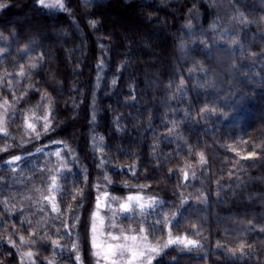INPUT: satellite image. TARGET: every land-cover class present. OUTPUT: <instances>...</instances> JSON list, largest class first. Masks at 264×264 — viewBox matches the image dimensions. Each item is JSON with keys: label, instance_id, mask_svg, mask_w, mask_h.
<instances>
[{"label": "trees", "instance_id": "16d2710c", "mask_svg": "<svg viewBox=\"0 0 264 264\" xmlns=\"http://www.w3.org/2000/svg\"><path fill=\"white\" fill-rule=\"evenodd\" d=\"M0 3V103L11 105L9 136L0 135L9 146L0 152V264H23L21 236L44 241L57 264H76L81 232L88 260L96 185L109 199L140 192L161 202L124 225L143 223L153 241L170 227L198 244L173 245L153 264H264V0H231L243 21L234 46L207 2L192 32L195 0H66L67 12ZM45 94L53 122L37 141L24 116ZM53 175L64 215L42 199ZM165 216L168 227L156 224Z\"/></svg>", "mask_w": 264, "mask_h": 264}, {"label": "snow or ice", "instance_id": "6c2138e0", "mask_svg": "<svg viewBox=\"0 0 264 264\" xmlns=\"http://www.w3.org/2000/svg\"><path fill=\"white\" fill-rule=\"evenodd\" d=\"M37 2L40 6L47 9L55 8L61 11H67L64 5V0H37ZM6 6H7L6 4L0 3V9ZM91 23L93 27L96 26L94 21ZM101 47H103V45H101ZM35 66H36L35 64L30 65L31 68H35ZM102 67H103V60H101L100 64L98 65V68H102ZM18 75L25 76V71L23 66H20V72L18 73ZM113 83H115V81H113ZM41 99L42 101H44L45 104L44 112L41 114V116L37 118L34 110H29V114H26L24 116L23 126L26 129L25 135L30 137L34 135L36 139H39L42 133H47L52 127V121L50 119V117L52 116V111H51L52 102L50 99H48L46 94L42 96ZM9 107H11V105L9 101L5 98L3 102L0 103V108L3 109V112H0V135L4 137L9 136L8 123H7L9 119L8 116ZM37 119L41 121V131H37V123H36ZM53 142L61 143V144L63 143L62 141H53ZM8 147H9L8 145H5L3 148H0V152L7 151ZM65 148H67V145H65ZM229 148L235 151V149L232 148V146H229ZM237 154L239 155V153ZM54 155L56 156L57 159H62L60 151L55 152ZM256 155L257 153L253 151L249 153L247 156H241V159H248ZM21 159L22 157L20 155H15L11 159H9L7 163L9 165H18ZM200 161L201 163L206 162L203 153L200 154ZM66 166H67L66 164L61 165L62 168ZM104 179L108 181V183H111V180L107 175L104 176ZM187 179H188V172L184 171V180L187 181ZM96 187L97 190L100 189V185H96ZM140 187L143 188L144 186L141 185ZM60 191H61V187L57 183V175H53L51 177V182L47 187V192L49 193V195H42V199L50 205L53 212L58 213V215H64L66 214L70 206H66L65 213H60L59 205L56 201V194ZM79 194L82 196L83 195L82 191H80ZM108 195H109L108 193H103L102 195H98L96 197L95 210L93 211L90 217V231L92 234L91 245L94 250L92 254L97 258L96 264H101V261H104L105 264H153V261L156 259V257L160 256L166 249H168L173 245L180 246L182 249H188V250L198 246L196 241L190 240L186 236H173L170 227L168 228L167 236L163 241L155 240V242H152L149 240V229H146L143 226V223L141 224L138 231L131 227H129L127 231L121 228L118 234H113L112 232H108L107 233L108 239L104 241H98L97 229L98 227H102L104 224V218L100 216V213L98 211L101 207L102 200L105 202V207H108L109 210H111L110 208L111 202L115 201L117 202L119 210L121 212L133 213L138 211L141 216H143L145 212H148L149 209L154 210L156 206L159 203H161L160 201H157L154 197L145 198L140 194L128 195L126 198L123 199L112 196L111 201H109ZM73 199H75V196H73ZM113 216H115L114 210H113ZM78 219H79L78 217H75V219L73 220V227L75 226V223L78 222ZM156 224L164 225L165 227H168L169 224L168 218L165 216L162 219L157 220ZM61 227L64 228L65 231H68L66 222L62 223ZM111 227L115 228L116 225L113 223L111 224ZM150 227H151V231L153 232L158 230L153 226ZM68 234L71 235L70 232ZM20 242L27 243L28 241L25 240L23 236H21ZM9 243H11L13 247L16 246V242L11 239H9ZM53 244L57 248L60 247L59 240L53 241ZM241 248H243V246H241ZM71 250L77 252V242L75 241L73 242L71 246ZM22 255L28 257L29 259L33 257V253L31 251L25 252ZM75 259L76 261H80V255L78 252ZM173 259L176 258L173 257ZM49 264H52V262L50 261Z\"/></svg>", "mask_w": 264, "mask_h": 264}, {"label": "rangeland", "instance_id": "374dc122", "mask_svg": "<svg viewBox=\"0 0 264 264\" xmlns=\"http://www.w3.org/2000/svg\"><path fill=\"white\" fill-rule=\"evenodd\" d=\"M81 1L83 3H88L92 0H81ZM159 1H164V0H159ZM195 2H196L195 7L191 11H189V13L187 14V16L185 18V23H186L187 28L192 32L194 26L200 25L202 23L203 10H202L200 5L203 2H207L211 5L212 10L215 12V20L219 23V26L222 27V32H221L222 35L231 38V40H226L225 43L230 44L231 46H234L235 44H237V42L241 36V33H242L243 21L232 10L231 0H195ZM64 5H65V8L67 9V11L70 10V8L68 7V5L66 3V0H64ZM44 9L47 11H61V10L55 9V8L54 9L44 8ZM0 49H4V50L8 49V46L6 45L5 40L2 38H0ZM48 99L51 100L50 97H48ZM51 102H52V100H51ZM44 108H45L44 101H42V99H40L36 103L35 108H34V111H35L37 118H39L41 116V114L44 112ZM53 109L54 108H53V102H52L51 103L52 116L50 117L52 122H53ZM0 112H3L2 108H0ZM36 123H37V131H41V121L39 119H37ZM46 134L47 133H42L40 135L39 139H36L34 135H32L31 137L34 138L33 140L40 141L42 139V137ZM95 189H96L95 201H94L95 203L93 205L91 215H92L93 211L95 210L96 197L98 195H102L103 193L107 192L106 190L102 189L101 187L99 190H97V187H95ZM136 194H140V195L144 196L145 198L152 197V196L146 195L145 193H140V192L132 193L130 195H136ZM108 200L111 201V199H109V197H108ZM110 208H111V210H109L108 207H105V202L102 200L101 207L98 211L100 213V216H102L104 218V224L102 227H98V229H97L98 241H104V240L108 239V237H107L108 232H112L113 234H118L121 228H123L125 231H127L129 227L137 230V228H134L135 226L133 224H126L127 225L126 226L122 222H123V219L126 217L133 219V217H135V215H140L138 211L133 212V213H123L119 210L118 204L115 201L111 202ZM113 210L115 211V216H113ZM39 214H40V211L37 210V207L35 210H32L30 212L28 211L29 217H34L35 215H39ZM34 222L37 224V226H42L45 224V219H44V221H40L39 218H36L34 220ZM113 223L116 225L115 228L111 227V224H113ZM87 235H88V239H87L88 240V251H87V259L88 260H85L84 255L81 253L82 240H83L82 232H81L80 241L78 244V246L80 247V250L77 251L80 255V261H77L76 264H96V262H97V258L95 256H93V254H92L94 250H93L92 245H91L92 234L90 231V218H89V223H88V234ZM149 240L152 242H155V241L151 240L150 238H149ZM23 245L24 246H23L22 254L25 252H28V251H31L33 253V257L31 259L22 255V259H23L22 263L23 264H49L50 261L52 262V264H57L56 260L52 257V255H53L52 250L53 249L51 247L49 248L44 241L34 240L32 242L24 243ZM76 255H77V253H76ZM159 257L160 256L156 257V259ZM154 261H153V263H154ZM101 264H105V262L101 261Z\"/></svg>", "mask_w": 264, "mask_h": 264}]
</instances>
